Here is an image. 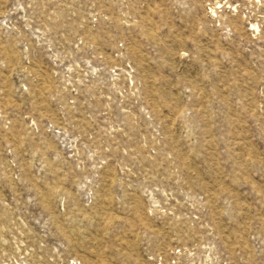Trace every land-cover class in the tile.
Listing matches in <instances>:
<instances>
[{"label": "rangeland", "instance_id": "1", "mask_svg": "<svg viewBox=\"0 0 264 264\" xmlns=\"http://www.w3.org/2000/svg\"><path fill=\"white\" fill-rule=\"evenodd\" d=\"M0 264H264V0H0Z\"/></svg>", "mask_w": 264, "mask_h": 264}]
</instances>
